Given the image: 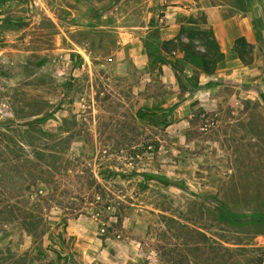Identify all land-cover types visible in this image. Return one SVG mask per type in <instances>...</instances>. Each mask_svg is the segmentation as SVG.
I'll list each match as a JSON object with an SVG mask.
<instances>
[{"label": "rangeland", "instance_id": "1", "mask_svg": "<svg viewBox=\"0 0 264 264\" xmlns=\"http://www.w3.org/2000/svg\"><path fill=\"white\" fill-rule=\"evenodd\" d=\"M29 2L0 8V264H264L263 66L205 75L157 41L151 69L79 63L66 8L92 5Z\"/></svg>", "mask_w": 264, "mask_h": 264}, {"label": "crops", "instance_id": "2", "mask_svg": "<svg viewBox=\"0 0 264 264\" xmlns=\"http://www.w3.org/2000/svg\"><path fill=\"white\" fill-rule=\"evenodd\" d=\"M107 1L109 5H105ZM31 3L36 8L42 0ZM70 4L93 7L85 14H79L74 7L66 8L71 20L66 38L73 47L69 50L81 61H90L95 53L96 59L107 61L115 57L118 61H133L144 67L149 63L147 67L151 69L150 42L157 41L159 45V42L177 38L181 35L182 20L201 14L224 56L215 69L219 76L237 78L250 74L254 77L260 71L259 66L264 68V0H70ZM55 25L61 31L56 36L61 37L62 26L56 21ZM239 39H243V43H237ZM247 51L250 58L245 55ZM174 55L182 57L179 51L170 57ZM258 55L261 58L258 59ZM168 70L163 65L164 76H169ZM261 79L264 87V72ZM258 236L264 240V232Z\"/></svg>", "mask_w": 264, "mask_h": 264}, {"label": "trees", "instance_id": "3", "mask_svg": "<svg viewBox=\"0 0 264 264\" xmlns=\"http://www.w3.org/2000/svg\"><path fill=\"white\" fill-rule=\"evenodd\" d=\"M13 0H0V8L3 7L4 3L10 2ZM17 1V0H14ZM1 11V10H0ZM18 20L22 21L23 18ZM17 20V21H18ZM192 20V19H189ZM193 22V21H189ZM203 25L204 27L202 30L197 31L194 33L188 32L187 29L181 26L179 33L186 39H182L181 35H179L175 39L165 40L162 42H159V50L162 52V54H165L166 56L172 55L173 52L179 51L182 53V58L186 62H191L195 64L201 72L208 75L211 73H214L217 65L223 61L224 56L219 50V46L214 38L213 32L211 28L206 26L205 19H203ZM194 38L198 39L199 43H195ZM237 43H243V39L237 40ZM80 63L81 59L79 57H76ZM169 61L165 56L159 57V63L164 64ZM152 64H156V61L153 60ZM42 119L32 121L31 124H41ZM24 125H28L27 123ZM29 127V126H28ZM27 127V129H28ZM26 131H24L25 133ZM30 145V144H29ZM35 157L39 158L38 152L34 150ZM38 182L44 183L45 179L42 177L37 178ZM223 206L224 204H220ZM227 211V209H225ZM225 211V213H226ZM224 213V212H223ZM66 223L63 221L62 227H65ZM27 232L32 234V231L30 229H25ZM3 260V258L0 257V262ZM75 261L69 257V255L65 258L64 264H74Z\"/></svg>", "mask_w": 264, "mask_h": 264}]
</instances>
